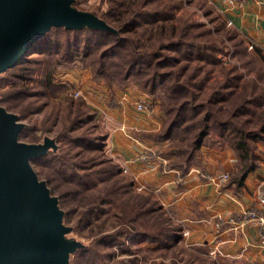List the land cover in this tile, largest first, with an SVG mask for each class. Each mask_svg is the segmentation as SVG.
<instances>
[{"label": "rangeland", "instance_id": "rangeland-1", "mask_svg": "<svg viewBox=\"0 0 264 264\" xmlns=\"http://www.w3.org/2000/svg\"><path fill=\"white\" fill-rule=\"evenodd\" d=\"M140 1L145 0H68L69 5L78 13L100 15L105 10L109 11V14L106 13L105 17L115 25L118 23L116 16L120 13L119 10L127 14L131 8L138 6ZM148 4L150 5L145 8L156 6L157 9H166L175 14L173 21L164 23L166 28L169 24L176 26V31L172 33L174 40L180 37L179 25H182L185 21L187 23L192 20L203 22L211 30L220 27V33H214V36L217 37V40L225 43V49L217 52L216 55L212 56V59L203 56L193 57L188 60L178 59L171 65L157 68H162V71L165 72L171 71L172 75L173 73H179V78L175 80L171 77V81L175 80L177 83L187 81L185 89L192 93L189 97V106L192 108L196 105L200 107L198 115L191 121H198L201 116L207 115L208 134L203 140V146L207 150L229 148L235 159H237L236 161H238L241 157V154H239L241 151L237 149V142L241 138L245 142L244 147H246L248 155H251L254 162H257L259 156L263 154L262 147H264L262 146L264 143V95L262 94L264 89V58L257 51L256 45L247 43L244 37H235L233 29L228 28L224 24L221 26L216 24V22H212V18L207 15L208 8H210L209 4L191 3L190 0H157ZM166 30L163 37L161 36V39H159V41L162 40V43L168 41L169 32ZM197 30L201 31V28L191 31L195 33ZM228 36H232V39L228 40ZM156 37L152 35V45L159 43ZM205 37L207 38V36ZM193 38L195 42L204 41L203 37H196V35ZM188 39L190 38L187 36L184 38V40ZM235 41L240 43L237 42L238 44L234 45ZM147 50L150 49L147 48ZM165 54L173 53L167 50ZM48 66V61L44 60L34 70L32 79L25 81V85L30 87L26 89L29 91L28 94H30L26 101L31 100L35 105H43L42 110L31 109L20 112L19 109L8 106V100H0V104L12 108V111L19 114L18 116L12 113L16 117L17 122L22 124L17 140L29 142L39 138L40 143L50 141L53 143L52 149H57V165L70 166V170L76 176V180L74 179L76 185L74 187L71 186L74 190H77L75 195L70 192L71 194L64 197V201H62L64 216L61 218V223L66 227V231L53 236L60 242L76 245V247L62 255L63 264H69V262L70 264H78V249L87 247L93 243L94 239L98 238L96 237L97 235L95 236V234L92 235L91 233L101 231L104 232L103 234H110L116 230L121 232L119 243H114L111 246L105 244L98 248L94 245L95 251H103L102 264H232L230 261L224 262L218 256H214L203 243H193L190 239H185L182 236L170 247H160L155 242H132L129 240L130 227L126 219L127 216L130 218L133 215V213L129 212L132 208L124 203L122 204L119 198L110 197V194H113L115 189L113 179H116L117 175L111 174L112 176L109 177V173H107L108 175L105 174L104 170L112 169V166L115 167V169H118L117 174L123 180L132 182V190L134 192L149 195L158 201L159 199L147 186L141 190L137 188V184L124 165L122 156L110 149L108 139L111 135L112 123L105 116L113 109L115 111L121 109V99L126 97L128 100L134 99V101H137L139 100L137 99L138 97H144L143 92L145 90L134 82L135 80L120 84L116 83L109 75L112 74L115 78L119 74L112 71L111 68L106 69L107 72L109 71L107 77L103 76L101 81H95L88 65L81 68L78 67L72 71L58 70L54 73L55 83H68L70 86L63 90L61 88H50L45 86L44 81ZM8 86L9 84H6V82H0V95L7 90ZM69 90H81V95L70 96L67 94ZM182 92L185 93V91ZM183 98L184 96L180 95L178 102H181ZM77 100H85L91 111H98V117L87 124V131L90 135L106 137L105 143L102 145L103 152L98 153L87 147L81 150L79 149L80 146L76 144L69 146L67 141L58 139L57 132L59 128L57 125L51 127L50 132L44 131L46 125L43 123V116L47 111L53 106L65 109L69 101L76 102ZM242 101L243 104L240 105ZM148 106L152 110L148 114L152 116L154 114L153 120L157 118L159 126L156 127L155 122L152 121L149 127L132 128L129 131L125 128L128 136H133L142 144L153 143L152 146L148 145L147 147H152L150 149L155 151L157 161L160 159L159 157H162L158 152L161 149L168 150L170 147H176L182 151H190L192 138H194L198 129L191 127L187 133H183L181 130L172 139L161 142L155 136V133L162 130V119L164 116L168 117L169 114L166 115L163 111L165 108L161 104L159 95H156L153 103ZM155 115L158 116L156 117ZM107 118L110 119L108 116ZM220 121L227 123L222 129H218L217 126V122ZM95 124L96 127L94 126ZM218 130H223L224 134ZM257 136L259 137L257 138ZM150 137L155 139H148ZM195 151L196 157L194 160L199 163L203 155L200 148ZM140 156L141 154L138 155V157ZM172 160L169 161L166 158V166H168L167 162H172ZM103 161L104 163H101ZM93 164L95 165L93 166ZM234 166L239 165L235 164ZM37 171L40 177L42 172L39 168H37ZM62 190L63 193H66L64 189ZM54 191L59 194V190H56V188H54ZM84 193L93 195L89 196V202L93 200L94 195L99 194H104L107 199L104 203L93 205L90 211V207L88 208L86 204L88 202L83 199ZM86 209L88 216L81 222L78 220L80 213L81 211L85 212ZM163 209L165 210V208ZM133 212L137 213V209ZM165 213L169 216L172 224L179 225L181 228L185 226L183 221L171 210H165ZM136 220L142 225L145 218L136 217ZM89 229H92L91 235L88 234ZM235 264L243 263L238 260Z\"/></svg>", "mask_w": 264, "mask_h": 264}, {"label": "trees", "instance_id": "trees-1", "mask_svg": "<svg viewBox=\"0 0 264 264\" xmlns=\"http://www.w3.org/2000/svg\"><path fill=\"white\" fill-rule=\"evenodd\" d=\"M155 1L157 0L140 1L138 6L131 8L127 14L119 10L120 13L116 16L118 21L116 25L109 22L107 17H105L106 13L109 14V11L105 10L103 13L101 12L97 16L106 23L107 27L84 25L78 28H69L62 23L51 24L16 64L0 72V82L9 84L7 90L0 95V100H8L7 105L19 109L20 112L31 109L42 110L43 105H35L31 100L26 101L30 97L29 91L26 89L30 87L25 85V81L32 79L34 70L44 60H47L49 63L44 79L45 86L61 88L62 90L70 85L68 83H55L54 73L60 69L72 71L78 67L81 68L88 65L93 73V79L101 81V78L103 76L107 77L109 73L106 69L111 68L112 71L119 74L118 77H115L116 80L112 74L109 75L116 83L120 84L135 80L134 82L142 86L141 88L145 90L143 92L144 97H138L137 99L150 105L153 103L155 96L159 95L161 104L165 108L163 111L166 115L169 114L168 117L164 116L162 119V130L155 133V136L161 142L172 139L181 130L183 133H187L191 127L198 129L194 138H192L190 151H182L176 147L158 151L165 159L167 158L169 161L173 159L172 162H167L169 167L177 168L181 174H184L189 166L196 164L197 160H194L196 157L195 150L204 144L203 140L208 134L207 115L201 116L198 121H191L198 115L200 107L197 105L194 108L189 106V97L192 93L188 89H185L187 81L177 83L175 80L179 78V73H173L172 75L171 71L165 72L162 71V68L157 67L171 65L175 61H178V59L188 60L193 57L202 56L212 59V56L216 55L217 52L224 51L225 43L217 40V37L214 36V33H220V27L211 30L203 22L193 20H190L191 22L189 23L185 21L182 25H179L180 37L174 40L172 33L176 31V26L169 24L166 28L164 27L166 25L164 23L166 21H173L175 14L166 9H157L156 6L145 8L147 5H150L148 4L149 2ZM196 28H201V31L197 30L193 33L191 30ZM165 30L169 32V36H167L168 41L162 43V40L159 41V39H161V36L163 37ZM152 35L157 36L158 44H151ZM194 35L196 37H203L204 41L195 42ZM186 36L190 39L184 40ZM227 39H232V36H228ZM237 42L239 41H235L234 45L238 44ZM147 48L150 50H147ZM167 50L173 54H165ZM171 77L175 80L171 81ZM182 91H185V93ZM262 92L264 95V89ZM180 95L184 96V98L181 102H178ZM242 104L243 101L240 105ZM0 106L19 116L18 113L12 111V108L1 104ZM98 114L97 110L95 112L91 111L85 100L69 101L65 109L53 106L43 116V123L46 125L44 131L50 132L51 127L57 125L59 128L57 132L58 139L67 141L69 146L76 144L80 146L79 149L81 150L87 147L100 153L103 152L102 145L105 143L106 137L102 135H90L87 131V124L98 117ZM226 124L225 121L217 122L218 129L224 128ZM94 126L96 127V124ZM219 132L224 134L223 130ZM148 139L154 140L155 138L150 137ZM29 142L40 143L41 141L39 138H36ZM244 144V140L240 138L237 142V149L241 151L239 152L241 157L236 163L239 166H236L228 173V180L237 186H240L239 183L242 181L243 176L256 164L251 155H248ZM83 145L85 146L82 147ZM52 146L53 143L43 153L30 157L29 164L38 179L46 183L49 194L57 198V205L62 210L63 217L64 209L62 201H64V197L71 194L70 192H73L75 195L77 190H74L72 187L76 185V176L70 170V166L57 165V149L53 150ZM101 163H104V161ZM37 168L42 172L40 177L38 176ZM111 168L104 170L105 174L109 173V175L107 174L109 177L113 174L117 175V178L113 179L115 189L113 190V194H110V197L119 198L122 204L124 203L132 208L129 212L133 213V215L130 218L127 216L126 219L130 227L129 240L132 242H155L160 247H170L173 245L182 236V228L179 225L171 223L169 216L166 215L165 210L157 199H153L149 195L134 192L132 190V182L123 180L117 174L118 169H115L113 166ZM54 188L59 190V194L54 191ZM62 189L66 193H63ZM107 194L109 193L107 192ZM89 196L93 195L91 193H84L83 199L85 202H88L86 204L88 208L90 207V211L93 205L104 203L107 199L104 194H99L94 195L93 200L89 202ZM135 209H137V213L133 212ZM87 216L88 212L86 209L85 212L81 211L78 220L83 222ZM136 217L145 218L144 223L140 225ZM91 230L89 229L88 234L92 232ZM103 233L101 231L91 233L92 235H97L96 237L98 238L94 239L93 243L87 247H80L78 249V264H102L103 251H95L94 245L97 248L105 244L111 246L114 243H119L121 240L120 230L113 231L110 234Z\"/></svg>", "mask_w": 264, "mask_h": 264}, {"label": "crops", "instance_id": "crops-1", "mask_svg": "<svg viewBox=\"0 0 264 264\" xmlns=\"http://www.w3.org/2000/svg\"><path fill=\"white\" fill-rule=\"evenodd\" d=\"M190 2L209 4L207 15L212 22L233 29L235 37H244L247 43L256 45L264 58V0H237L233 4L223 0ZM133 102L134 99H121V109L111 110L106 114L110 119L105 118L112 123L108 139L110 149L122 156L134 182L147 186L165 210H171L183 221V238L193 243H203L224 262L235 264L241 260L243 264H260L264 250L259 240L264 234V225L254 221L241 222L240 216L242 210L258 205L255 192L258 185L264 183V147L263 154L243 176L240 186L228 179L217 186L201 177L202 172L229 173L236 167L237 159L231 149L225 147L207 150L202 145L201 161L189 166L184 174L174 167L166 166L164 169L155 157L149 156L144 161L138 158L139 154L146 152L145 147L153 143L142 144L125 131L149 127L152 121L156 127L159 126L157 118L153 120L154 114L138 112Z\"/></svg>", "mask_w": 264, "mask_h": 264}, {"label": "water", "instance_id": "water-1", "mask_svg": "<svg viewBox=\"0 0 264 264\" xmlns=\"http://www.w3.org/2000/svg\"><path fill=\"white\" fill-rule=\"evenodd\" d=\"M107 27L68 0H0V72L16 64L51 24ZM22 124L0 106V264H63L76 247L53 238L66 231L57 198L29 164L52 145L17 140Z\"/></svg>", "mask_w": 264, "mask_h": 264}, {"label": "built area", "instance_id": "built-area-1", "mask_svg": "<svg viewBox=\"0 0 264 264\" xmlns=\"http://www.w3.org/2000/svg\"><path fill=\"white\" fill-rule=\"evenodd\" d=\"M224 2L228 3V4H233L235 1L237 0H223ZM240 2H243L244 0H239ZM68 95L70 96H80L81 95V90H69L67 92ZM150 106H148V104L142 100H137L134 101V108L139 112H151L152 110L149 108ZM146 152L142 153L140 157H138L141 161H144L148 158L149 156L155 157L157 158V155H155V151L145 147ZM148 154V155H147ZM160 161H159V165L164 167V169H166V159L162 156L159 157ZM125 169V168H124ZM203 177V179H205L207 182H213L216 184H223L224 182L227 181L228 179V172H219V173H210V172H206V173H202L201 175ZM146 186L143 184H137V188L138 189H142L145 188ZM255 200L257 202V207L255 208H249V209H244L241 212V216H240V221L241 222H248V221H254L256 222L258 225H264V183H260L256 189L255 192ZM234 220V219H232ZM259 244L261 246V248L264 250V234H261L260 240H259ZM262 264H264V254L263 257L261 259Z\"/></svg>", "mask_w": 264, "mask_h": 264}]
</instances>
